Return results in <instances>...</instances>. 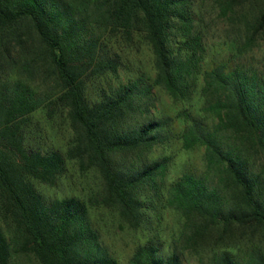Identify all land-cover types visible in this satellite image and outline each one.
I'll list each match as a JSON object with an SVG mask.
<instances>
[{
	"label": "trees",
	"instance_id": "1",
	"mask_svg": "<svg viewBox=\"0 0 264 264\" xmlns=\"http://www.w3.org/2000/svg\"><path fill=\"white\" fill-rule=\"evenodd\" d=\"M113 37L139 38L151 75L111 86ZM263 45L264 0H0V264H120L100 211L145 235L125 264H264ZM37 111L65 115L63 152L27 143ZM174 142L203 168L167 183L151 152ZM69 165L99 187L46 200L36 183Z\"/></svg>",
	"mask_w": 264,
	"mask_h": 264
},
{
	"label": "rangeland",
	"instance_id": "2",
	"mask_svg": "<svg viewBox=\"0 0 264 264\" xmlns=\"http://www.w3.org/2000/svg\"><path fill=\"white\" fill-rule=\"evenodd\" d=\"M118 56L120 62L118 79H109L111 86L123 81L128 75L137 72H143L151 75L150 66L152 57L149 48L141 42L139 38H134L127 42L123 38L113 37L109 43ZM264 45L261 50H255V58L261 59ZM39 83V80H35ZM34 82V83H35ZM104 81L93 82L89 84V95L93 96L99 89L100 83ZM107 88V83H102ZM159 101L157 108L159 111H172V103L164 93L158 94ZM172 109V110H171ZM27 143L31 146L42 149L43 151L58 149L62 152L65 150L68 141L72 137L65 115H57L53 119H49L44 111H37L32 115L31 120L25 127ZM162 155L171 156L168 164L165 182H170L180 176L183 172L200 171L203 168L202 149H194L190 151L181 150L180 144L177 142L166 144V146L155 147L151 156L159 157ZM100 180L96 173H89L81 176L77 168L69 165L68 176L61 179L54 187L36 183V187L40 194L46 200L58 199L64 196H79L85 198L88 194L97 190ZM170 226H173L174 218L168 217ZM96 226L103 244L109 249L114 257L118 258L120 264H125L133 253L137 245L145 240V235L136 232L125 226L119 221L118 217L106 211H100L96 216ZM254 243L261 245L259 237H255ZM193 262L192 259H188ZM15 264H38L31 256H20L15 259Z\"/></svg>",
	"mask_w": 264,
	"mask_h": 264
}]
</instances>
